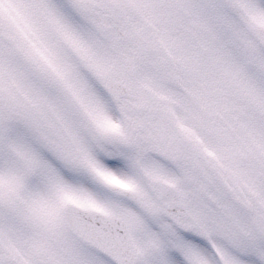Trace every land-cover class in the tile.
<instances>
[{
    "label": "snow or ice",
    "instance_id": "6c2138e0",
    "mask_svg": "<svg viewBox=\"0 0 264 264\" xmlns=\"http://www.w3.org/2000/svg\"><path fill=\"white\" fill-rule=\"evenodd\" d=\"M0 264H264V0H0Z\"/></svg>",
    "mask_w": 264,
    "mask_h": 264
}]
</instances>
